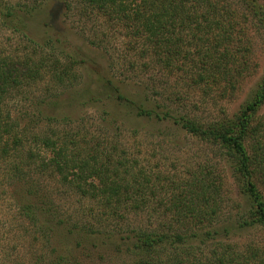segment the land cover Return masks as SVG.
I'll use <instances>...</instances> for the list:
<instances>
[{
    "label": "trees",
    "instance_id": "16d2710c",
    "mask_svg": "<svg viewBox=\"0 0 264 264\" xmlns=\"http://www.w3.org/2000/svg\"><path fill=\"white\" fill-rule=\"evenodd\" d=\"M46 1L0 0V30L17 37V43H10L14 50L0 42L2 154L9 153L10 138L18 149L27 134L7 110L9 102L41 84L64 91L75 88L83 78L81 68L94 63L44 19L47 13L52 18ZM56 1L63 6L65 20L73 21L76 34L108 56L107 73L72 93V99L80 106H106L136 119L174 123L218 148L237 190L236 199L225 204L224 177L201 167L175 192L168 187L165 193L161 184L169 177L138 167L134 154L119 151L117 133L110 137L106 129L88 128L84 120L77 129L54 131L43 137L52 156L39 167L61 175L83 205L79 223L58 219L53 207L41 210L55 217L49 229H58L57 221L64 225L70 242L48 264H84L75 254L78 248L87 256L97 249L131 255L132 264H264V245L241 241L251 230L264 231V72L252 98L232 115L222 110L220 117L205 121L172 109L175 103L184 106L187 97L177 86L216 105L219 97L234 96L252 72V28L264 41V0L52 3ZM39 18L44 19L41 37L32 31ZM120 67L124 74L143 80L147 93L163 95L165 103L125 91V80L118 81L113 73ZM53 85H47L52 96L45 106L70 102L54 96ZM16 169L20 172L19 166ZM26 206L39 211L36 204ZM71 239L77 248L70 247Z\"/></svg>",
    "mask_w": 264,
    "mask_h": 264
},
{
    "label": "rangeland",
    "instance_id": "374dc122",
    "mask_svg": "<svg viewBox=\"0 0 264 264\" xmlns=\"http://www.w3.org/2000/svg\"><path fill=\"white\" fill-rule=\"evenodd\" d=\"M45 5L46 12L48 9L52 12V18H49L48 13L41 16L53 24L55 31L67 37L71 48H77L79 52L90 56L94 63L91 66L87 65L88 68H81L83 78L77 87L64 91L52 84L54 96L61 95L60 99H70V102L62 106H45V100L52 96L46 91L47 85L52 87L51 84L34 86L27 95L17 96L18 98L8 103L7 110L10 115L20 120L23 128L21 131L27 129V134L23 136V146L17 149L10 138L9 153H0V264H48L70 243L64 232L65 227L60 226V221H57L58 229L54 226V230L49 229L55 217L45 212L49 207H53L57 218L61 217L66 223L69 219L79 223L82 220L83 204L80 203L79 196L62 182L61 175L41 169L39 165L52 156L51 150L43 144V137L52 136L54 131L61 133L64 129H77L83 120L86 126L93 130L106 129L110 137L117 133L120 136L115 141L118 150L134 154V159L139 162L138 167L154 175H160L162 179L169 177V181L161 184L165 187V193L168 187H172V191L175 192L178 185L182 186L183 182L197 174L201 167H209L215 169L225 179V204L229 203L228 199H236L237 186L232 171L217 147L202 142L172 122L136 119L126 111L113 112V108L99 105L80 106L77 104L78 101L72 99V93H76L84 85L100 80L107 73L108 56L76 34V27L72 28L73 21L65 20L61 3L57 1L52 3V0H48ZM44 19L34 21L32 28L34 35L39 37L44 35L43 25L41 26ZM249 37L252 72L234 96L219 97L216 105L201 94L191 93L188 89L177 86V91L187 93V97L184 106L175 103L172 109L180 115L200 117L208 121L209 118L220 117L222 110L232 115L249 101L264 72L263 37L253 28L252 32H249ZM0 42L5 43L7 50H14V47L10 48L12 47L10 43H17V37L8 30L1 29ZM63 62L66 63V60L63 59ZM113 73L118 81L125 80L124 89L128 93L141 98L147 95L152 101L165 103L163 95H155L149 91L147 93L145 82L133 76L134 74H129L130 76L124 74L123 67ZM172 80L176 86V82ZM43 111L44 116L41 115ZM64 116L69 119L64 121ZM48 118L52 120L49 121ZM16 166H19L20 172ZM43 201H46L47 205L42 206ZM28 204L38 205L39 211L34 208L30 210L26 206ZM70 241V247L77 248L76 241L72 239ZM241 241L264 245V231L251 230ZM75 254L84 264H132L131 255L102 249L93 250L90 256H87L78 248Z\"/></svg>",
    "mask_w": 264,
    "mask_h": 264
}]
</instances>
